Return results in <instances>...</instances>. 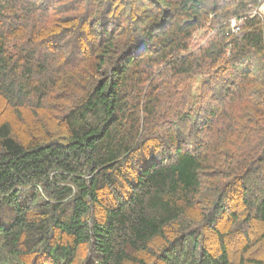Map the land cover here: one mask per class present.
Segmentation results:
<instances>
[{
  "label": "trees",
  "instance_id": "trees-1",
  "mask_svg": "<svg viewBox=\"0 0 264 264\" xmlns=\"http://www.w3.org/2000/svg\"><path fill=\"white\" fill-rule=\"evenodd\" d=\"M0 264H264V0H0Z\"/></svg>",
  "mask_w": 264,
  "mask_h": 264
},
{
  "label": "rangeland",
  "instance_id": "rangeland-1",
  "mask_svg": "<svg viewBox=\"0 0 264 264\" xmlns=\"http://www.w3.org/2000/svg\"><path fill=\"white\" fill-rule=\"evenodd\" d=\"M232 24L234 25L235 23L234 22H232ZM235 29H236V27H234ZM201 33H198V35H197V37L200 35Z\"/></svg>",
  "mask_w": 264,
  "mask_h": 264
}]
</instances>
